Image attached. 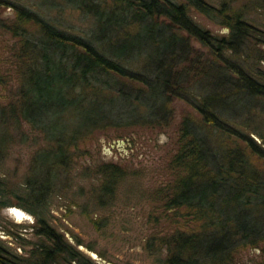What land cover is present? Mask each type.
I'll list each match as a JSON object with an SVG mask.
<instances>
[{"label": "trees", "instance_id": "obj_1", "mask_svg": "<svg viewBox=\"0 0 264 264\" xmlns=\"http://www.w3.org/2000/svg\"><path fill=\"white\" fill-rule=\"evenodd\" d=\"M46 3L81 9L89 22L87 34L71 32L56 18L19 2L0 0V8L16 12L10 21L0 18V29L15 39L7 76L13 98L0 105V154L13 123H29L48 142L35 157L37 173L25 187L28 198L17 195L49 241L33 250L41 257L35 263L50 264L65 255L79 264H99L90 257L82 260L43 215L55 183L68 174L72 154L89 136L109 128L166 126L173 117L171 102L180 98L201 119L183 120L171 158L175 171L166 206L185 210L190 221L167 240L166 262L228 260L241 247L262 241L264 132L261 139L246 132V112L260 102L264 107V70L253 74L237 59L252 39L264 43V31L247 18L249 12L245 19L231 13L233 6L209 0ZM250 5L264 9V0H250ZM190 7L222 17L229 35H215L198 24ZM250 153L263 161L262 168L252 164ZM119 173L104 170L101 195L112 192ZM0 264L20 263L0 251Z\"/></svg>", "mask_w": 264, "mask_h": 264}, {"label": "rangeland", "instance_id": "obj_2", "mask_svg": "<svg viewBox=\"0 0 264 264\" xmlns=\"http://www.w3.org/2000/svg\"><path fill=\"white\" fill-rule=\"evenodd\" d=\"M11 1L56 18L71 32L84 35L89 30L88 19L72 4L53 6L44 5V0ZM97 1L109 5L114 0ZM209 1L218 6L222 3L233 6L234 11L230 12H240L245 19L249 12L247 18L264 31V9L246 7L250 0ZM189 12L194 21L213 34L229 35L230 29L222 17L211 18L194 7H190ZM15 16L11 7L0 8V18L10 21ZM14 41L9 32L0 29V67L5 74V81H0V105H7L13 98L8 77L13 64ZM237 59L246 63L253 74L264 70V43L252 39ZM258 104L246 112V132L261 139L264 107L261 102ZM171 107L173 117L166 126L136 125L95 132L72 154L73 164L68 174L63 173L60 182L55 183L57 186L43 215L63 235L68 246L79 250L82 260L90 257L99 264H168L167 240L177 231L186 230L190 218L185 216V210L166 206L175 171L171 168V158L177 152L183 120L189 117L199 122L201 119L199 111L184 99L173 100ZM9 129L7 149L0 154V178L4 188L0 200L11 205L0 204V251L20 264H30L41 259L33 255V250L49 241L40 233L37 216L20 205L23 200L17 195L28 198L25 187L28 179L37 173H34L35 157L46 149L48 142L41 132L24 121L13 123ZM249 159L257 168L263 167V161L255 154L250 153ZM108 168L120 173L112 192L103 196L104 170ZM16 210L26 212V216L14 213ZM198 259L197 264H264V239L241 247L228 260ZM50 264L79 262L63 255Z\"/></svg>", "mask_w": 264, "mask_h": 264}, {"label": "bare ground", "instance_id": "obj_3", "mask_svg": "<svg viewBox=\"0 0 264 264\" xmlns=\"http://www.w3.org/2000/svg\"><path fill=\"white\" fill-rule=\"evenodd\" d=\"M15 213H17L18 215H20V216H22V217H23V215H24L23 212L20 211V210H16ZM25 213H26V212H25ZM18 215H17V216H18Z\"/></svg>", "mask_w": 264, "mask_h": 264}, {"label": "water", "instance_id": "obj_4", "mask_svg": "<svg viewBox=\"0 0 264 264\" xmlns=\"http://www.w3.org/2000/svg\"><path fill=\"white\" fill-rule=\"evenodd\" d=\"M22 212H23V211H22ZM14 213H15V212H14ZM23 214H24L23 217L26 216V213H25V212H24ZM15 215H16V214H15ZM16 216H17V215H16Z\"/></svg>", "mask_w": 264, "mask_h": 264}]
</instances>
